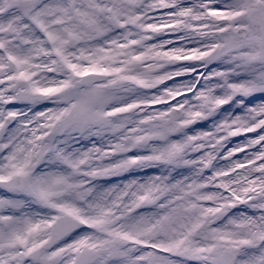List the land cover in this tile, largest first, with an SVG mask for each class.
<instances>
[{"label": "snow or ice", "instance_id": "1", "mask_svg": "<svg viewBox=\"0 0 264 264\" xmlns=\"http://www.w3.org/2000/svg\"><path fill=\"white\" fill-rule=\"evenodd\" d=\"M0 264H264V0H0Z\"/></svg>", "mask_w": 264, "mask_h": 264}]
</instances>
